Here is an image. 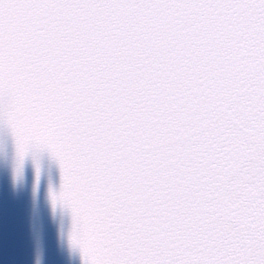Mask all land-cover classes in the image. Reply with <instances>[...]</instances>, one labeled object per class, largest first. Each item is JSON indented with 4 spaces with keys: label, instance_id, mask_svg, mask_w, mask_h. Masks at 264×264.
I'll return each instance as SVG.
<instances>
[{
    "label": "snow or ice",
    "instance_id": "6c2138e0",
    "mask_svg": "<svg viewBox=\"0 0 264 264\" xmlns=\"http://www.w3.org/2000/svg\"><path fill=\"white\" fill-rule=\"evenodd\" d=\"M0 128L82 264H264V0H0Z\"/></svg>",
    "mask_w": 264,
    "mask_h": 264
},
{
    "label": "water",
    "instance_id": "95a60500",
    "mask_svg": "<svg viewBox=\"0 0 264 264\" xmlns=\"http://www.w3.org/2000/svg\"><path fill=\"white\" fill-rule=\"evenodd\" d=\"M6 131L0 128V139ZM10 158V170L0 168V264H82L78 249L69 244L72 225L67 208L53 206V191L60 187L59 167L45 152L41 173L29 157L23 181L15 178V148L11 138L0 141Z\"/></svg>",
    "mask_w": 264,
    "mask_h": 264
},
{
    "label": "clouds",
    "instance_id": "9594fccd",
    "mask_svg": "<svg viewBox=\"0 0 264 264\" xmlns=\"http://www.w3.org/2000/svg\"><path fill=\"white\" fill-rule=\"evenodd\" d=\"M11 167V161L9 157H6L2 147H0V168H6L7 170H10ZM22 180H20V182H22Z\"/></svg>",
    "mask_w": 264,
    "mask_h": 264
}]
</instances>
